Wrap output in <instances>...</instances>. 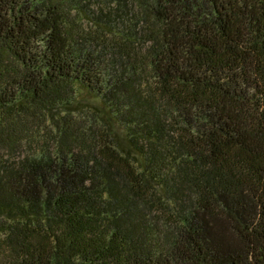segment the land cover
<instances>
[{
  "label": "trees",
  "instance_id": "obj_1",
  "mask_svg": "<svg viewBox=\"0 0 264 264\" xmlns=\"http://www.w3.org/2000/svg\"><path fill=\"white\" fill-rule=\"evenodd\" d=\"M0 264H264V0H0Z\"/></svg>",
  "mask_w": 264,
  "mask_h": 264
}]
</instances>
